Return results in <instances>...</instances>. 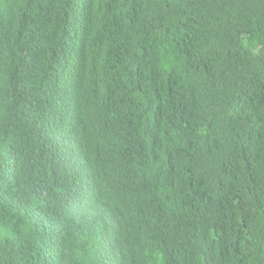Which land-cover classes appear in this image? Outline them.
I'll use <instances>...</instances> for the list:
<instances>
[{
  "label": "trees",
  "instance_id": "obj_1",
  "mask_svg": "<svg viewBox=\"0 0 264 264\" xmlns=\"http://www.w3.org/2000/svg\"><path fill=\"white\" fill-rule=\"evenodd\" d=\"M56 47L112 70L67 80L20 62ZM126 87L140 93L126 98ZM140 96L143 114L130 108ZM68 100L85 145L50 139ZM42 148L70 180L59 150L88 149L74 166L93 167L90 183L108 175L129 187L142 169L158 172L163 232L117 261L114 237L105 264L164 263L160 240L184 216L208 264H264V0H0V264H103L55 232L75 227L56 204L74 191L42 172Z\"/></svg>",
  "mask_w": 264,
  "mask_h": 264
},
{
  "label": "clouds",
  "instance_id": "obj_2",
  "mask_svg": "<svg viewBox=\"0 0 264 264\" xmlns=\"http://www.w3.org/2000/svg\"><path fill=\"white\" fill-rule=\"evenodd\" d=\"M71 13L72 17L80 15L79 10ZM65 15L69 17L68 13ZM20 62L31 70L33 64L43 63L39 72L50 71L58 78L67 80L76 76L96 79L98 75L111 71L113 67L112 62L104 60L102 56L91 57L86 54L78 56L65 47L59 49L56 47L49 51L40 50L37 54L23 58ZM30 87L32 85H29ZM117 90L119 89L114 91ZM124 93L128 98L140 92L126 87ZM139 103L138 109L133 105H130V108L143 114L146 112V105L141 96ZM64 104L65 111L71 109L70 115L62 114L63 117L55 121L50 139L59 141L66 137L73 139L78 144L85 145L83 140L75 138L73 129L78 121L83 120L81 114L74 107L72 101L68 100ZM51 150L56 149L51 148ZM87 150L78 155L59 150L70 158L69 166L74 168L77 173V178L70 180L67 175L68 166L55 162L52 159L51 151L42 148V172L53 174L74 191L69 198L57 200L56 204L59 210L76 219L75 227L69 233L53 227L55 232L64 240L68 251L78 252L81 255L89 256V258L92 256L90 263H94L96 257H100L105 264L112 239L116 236L119 237V242L118 254L114 261H117L121 256L125 257L127 253L137 254L143 251L150 245L154 237L161 235L165 228L163 210L167 207L161 205L165 201L158 184V181L161 180L158 172L152 171V169H142L141 179H136L129 187L126 182L123 184L122 179L108 175H102V179L90 183V180L95 177L93 167L87 164L79 167L74 166V160L84 158ZM189 217L184 216L179 219L177 221L179 225L170 232L167 230L166 237L161 238L160 241L165 243V248L160 251V254L165 256V261L162 264L176 262L178 260L177 251L183 254L180 259L181 264H208L209 256L203 255L187 243L186 235L193 232L184 229L182 224ZM127 240H131L134 244L130 251L124 248ZM180 245L181 248H179ZM214 254L220 258L224 252L218 250ZM88 262L89 259L84 263ZM130 262L131 264H148L152 261L130 259Z\"/></svg>",
  "mask_w": 264,
  "mask_h": 264
}]
</instances>
